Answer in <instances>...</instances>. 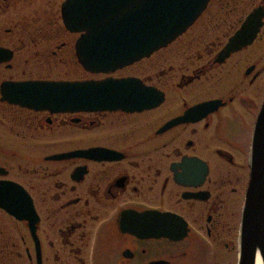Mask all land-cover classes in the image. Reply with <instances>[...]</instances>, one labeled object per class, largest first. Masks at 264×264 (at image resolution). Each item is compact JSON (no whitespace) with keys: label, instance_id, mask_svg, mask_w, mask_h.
<instances>
[{"label":"flooded vegetation","instance_id":"af4514ba","mask_svg":"<svg viewBox=\"0 0 264 264\" xmlns=\"http://www.w3.org/2000/svg\"><path fill=\"white\" fill-rule=\"evenodd\" d=\"M64 1L0 0V181L22 186L38 215L34 239L0 208L11 222L0 219V263L237 264L264 23L219 55L264 0H209L172 42L105 73L79 62ZM106 78L138 79L157 104L50 112L1 95L6 82Z\"/></svg>","mask_w":264,"mask_h":264},{"label":"water","instance_id":"95a60500","mask_svg":"<svg viewBox=\"0 0 264 264\" xmlns=\"http://www.w3.org/2000/svg\"><path fill=\"white\" fill-rule=\"evenodd\" d=\"M209 0H65L63 22L79 33L75 49L84 69L113 72L163 48L183 33ZM264 6L256 7L234 32L219 58L250 44L263 26ZM148 88L138 79L6 82L3 100L50 112L142 111L157 104L143 96ZM258 111L249 148V181L241 208L237 264H264V99ZM3 173L0 168V174ZM0 208L26 220L36 239L35 212L22 186L0 181ZM36 242V240H35ZM38 254V246H37ZM37 264H40L38 254Z\"/></svg>","mask_w":264,"mask_h":264},{"label":"rangeland","instance_id":"374dc122","mask_svg":"<svg viewBox=\"0 0 264 264\" xmlns=\"http://www.w3.org/2000/svg\"><path fill=\"white\" fill-rule=\"evenodd\" d=\"M60 70H61L60 67L56 68V69L53 71V74H54V75L58 74V72H59ZM62 73H64V72H62ZM62 73H60V74H62ZM0 129H1V127H0ZM9 143H12V139L9 140ZM0 219H1L2 221H5L7 225H11V222L9 221V218L6 217L5 215H3V216L0 215ZM19 250H22V251H23V247H21ZM16 264H26V263L23 262V261H21V260H19V261L16 260Z\"/></svg>","mask_w":264,"mask_h":264},{"label":"bare ground","instance_id":"6f19581e","mask_svg":"<svg viewBox=\"0 0 264 264\" xmlns=\"http://www.w3.org/2000/svg\"><path fill=\"white\" fill-rule=\"evenodd\" d=\"M255 263H256V264H262V263L260 262V259H257Z\"/></svg>","mask_w":264,"mask_h":264},{"label":"trees","instance_id":"16d2710c","mask_svg":"<svg viewBox=\"0 0 264 264\" xmlns=\"http://www.w3.org/2000/svg\"><path fill=\"white\" fill-rule=\"evenodd\" d=\"M0 264H3V263H0Z\"/></svg>","mask_w":264,"mask_h":264}]
</instances>
